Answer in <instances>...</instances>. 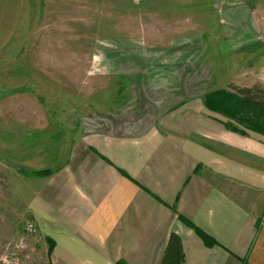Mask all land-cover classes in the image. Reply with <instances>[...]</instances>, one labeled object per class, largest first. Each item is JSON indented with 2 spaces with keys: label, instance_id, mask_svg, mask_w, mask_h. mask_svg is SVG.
<instances>
[{
  "label": "crops",
  "instance_id": "1",
  "mask_svg": "<svg viewBox=\"0 0 264 264\" xmlns=\"http://www.w3.org/2000/svg\"><path fill=\"white\" fill-rule=\"evenodd\" d=\"M213 3L222 41L264 44V0ZM152 74L131 83L139 100L125 107L139 113L87 123L67 164L35 192L38 237L55 244L49 264H161L172 233L186 264H264V135L229 129L184 74L175 93L151 87L162 75ZM253 194L263 197L258 212Z\"/></svg>",
  "mask_w": 264,
  "mask_h": 264
},
{
  "label": "rangeland",
  "instance_id": "2",
  "mask_svg": "<svg viewBox=\"0 0 264 264\" xmlns=\"http://www.w3.org/2000/svg\"><path fill=\"white\" fill-rule=\"evenodd\" d=\"M213 2L0 0V259L24 237L33 263L49 264L46 239L24 232L35 222L32 198L67 164L89 124L139 113L125 107L139 100L130 96L135 74L161 73L151 87L172 93L184 74L203 103L209 93L264 78V44L236 49L222 41ZM44 170L52 174L33 175ZM253 198L258 212L263 197Z\"/></svg>",
  "mask_w": 264,
  "mask_h": 264
},
{
  "label": "trees",
  "instance_id": "3",
  "mask_svg": "<svg viewBox=\"0 0 264 264\" xmlns=\"http://www.w3.org/2000/svg\"><path fill=\"white\" fill-rule=\"evenodd\" d=\"M131 98V97H130ZM130 100V99H129ZM205 106L215 112L237 121L244 128L264 135V84L256 83L252 86L231 85L229 89H221L209 93L204 98ZM231 130L242 132L234 126L227 124ZM51 170L33 173L37 177H47ZM34 220V219H33ZM196 232L206 239L205 235ZM49 254L54 249V241L46 239ZM161 264H186V257L182 238L172 233L168 240Z\"/></svg>",
  "mask_w": 264,
  "mask_h": 264
},
{
  "label": "built area",
  "instance_id": "4",
  "mask_svg": "<svg viewBox=\"0 0 264 264\" xmlns=\"http://www.w3.org/2000/svg\"><path fill=\"white\" fill-rule=\"evenodd\" d=\"M24 232L30 236H39V227L34 221H28L24 227ZM27 239H18L12 247L0 259V264H35L26 255L28 250Z\"/></svg>",
  "mask_w": 264,
  "mask_h": 264
}]
</instances>
